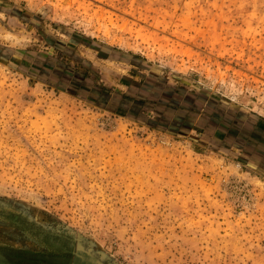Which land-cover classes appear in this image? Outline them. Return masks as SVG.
<instances>
[{"label": "rangeland", "instance_id": "1", "mask_svg": "<svg viewBox=\"0 0 264 264\" xmlns=\"http://www.w3.org/2000/svg\"><path fill=\"white\" fill-rule=\"evenodd\" d=\"M215 116L264 131V0H0L3 259L264 264V158Z\"/></svg>", "mask_w": 264, "mask_h": 264}, {"label": "flooded vegetation", "instance_id": "2", "mask_svg": "<svg viewBox=\"0 0 264 264\" xmlns=\"http://www.w3.org/2000/svg\"><path fill=\"white\" fill-rule=\"evenodd\" d=\"M215 122H219L220 126H223L220 130V135H224L225 143H231L232 145L242 148L245 153H250V157L254 161L255 159L258 160L260 154H262L264 158V153L260 152L264 151V131L258 128L243 130L241 125L238 124L239 122L236 123V121H231L226 118V116H217ZM3 257V254L0 252V258L3 259ZM77 264L91 263L87 261H77Z\"/></svg>", "mask_w": 264, "mask_h": 264}, {"label": "trees", "instance_id": "3", "mask_svg": "<svg viewBox=\"0 0 264 264\" xmlns=\"http://www.w3.org/2000/svg\"><path fill=\"white\" fill-rule=\"evenodd\" d=\"M140 94V96H144L145 94H143V93H141V92H139ZM157 93V92H156ZM100 94H101V96L102 97H105L106 99H109L110 98V96L109 95H106L105 93H103V92H100ZM146 97V96H145ZM145 97L144 98H141L140 99V101L141 102H145L143 99H145ZM115 99H117L118 100V105H117V109L119 108V107H126V105L127 104H132L134 101V96L133 95H131L130 93H128L127 95H123L122 97H120V99L119 98H117V97H115ZM121 100V101H120ZM136 101L138 102L139 100L136 98ZM146 103V102H145ZM138 107L139 105L138 104H135L134 105V107ZM110 107V106H109ZM108 107V108H109ZM112 107H110L109 109H111ZM112 110V109H111Z\"/></svg>", "mask_w": 264, "mask_h": 264}, {"label": "crops", "instance_id": "4", "mask_svg": "<svg viewBox=\"0 0 264 264\" xmlns=\"http://www.w3.org/2000/svg\"><path fill=\"white\" fill-rule=\"evenodd\" d=\"M106 95H109V93H107V92H104ZM110 96V95H109ZM115 97H117V96H115V95H112V96H110V98L108 99V101L110 102L111 100H114L115 99ZM187 110H189V107L188 106H186V110H185V113L183 114V117H185V122L187 121V117H189L188 116V114H187ZM189 126L188 125H186V131H187V129L189 130L190 128H188ZM188 132V131H187ZM236 147H238V146H236ZM240 148V147H239Z\"/></svg>", "mask_w": 264, "mask_h": 264}, {"label": "water", "instance_id": "5", "mask_svg": "<svg viewBox=\"0 0 264 264\" xmlns=\"http://www.w3.org/2000/svg\"><path fill=\"white\" fill-rule=\"evenodd\" d=\"M0 260H3L2 258H0ZM0 264H11L9 262H7L6 260L0 261Z\"/></svg>", "mask_w": 264, "mask_h": 264}, {"label": "bare ground", "instance_id": "6", "mask_svg": "<svg viewBox=\"0 0 264 264\" xmlns=\"http://www.w3.org/2000/svg\"><path fill=\"white\" fill-rule=\"evenodd\" d=\"M0 261H3V260H0ZM89 261H93V260H88V262H89Z\"/></svg>", "mask_w": 264, "mask_h": 264}]
</instances>
